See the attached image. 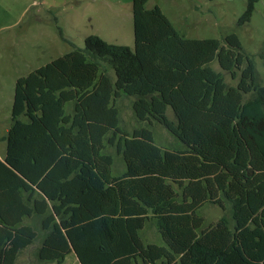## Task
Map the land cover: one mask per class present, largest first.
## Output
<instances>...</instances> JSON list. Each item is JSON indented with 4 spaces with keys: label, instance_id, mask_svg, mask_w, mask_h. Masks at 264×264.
Masks as SVG:
<instances>
[{
    "label": "trees",
    "instance_id": "trees-1",
    "mask_svg": "<svg viewBox=\"0 0 264 264\" xmlns=\"http://www.w3.org/2000/svg\"><path fill=\"white\" fill-rule=\"evenodd\" d=\"M146 2L131 0L132 47L89 34L16 79L0 264L35 241L38 261L57 264L68 254L79 264H264V83L253 58L234 32L184 37ZM257 55L264 65V39ZM122 98L182 148L158 145L148 127L125 130ZM109 148L123 159L119 175ZM206 203L224 212L209 225L198 213ZM148 224L158 242L143 238Z\"/></svg>",
    "mask_w": 264,
    "mask_h": 264
},
{
    "label": "rangeland",
    "instance_id": "rangeland-1",
    "mask_svg": "<svg viewBox=\"0 0 264 264\" xmlns=\"http://www.w3.org/2000/svg\"><path fill=\"white\" fill-rule=\"evenodd\" d=\"M248 0H147L146 7L157 5L176 30L187 38H216L234 32L243 49L252 56L256 81L264 83V65L257 53L264 39V0H257L249 21L238 24ZM25 11L21 13L24 9ZM96 34L114 44L133 46L131 0H0V158L6 153V136L10 126L15 81L33 69L76 47L84 46V38ZM210 66L221 71L229 85L236 79L223 71L216 60ZM122 127L131 132L148 127L154 141L163 147L182 148V143L159 123L135 118L131 102L118 100ZM168 118H173L169 107ZM114 157L112 174L124 170L120 155L109 148ZM204 225L214 223L224 212L217 205L206 203L198 209ZM229 216V213L226 212ZM148 241H158L150 225L143 231ZM39 242L23 249L15 264H57L40 262L35 256ZM62 264H79L68 254Z\"/></svg>",
    "mask_w": 264,
    "mask_h": 264
},
{
    "label": "crops",
    "instance_id": "crops-1",
    "mask_svg": "<svg viewBox=\"0 0 264 264\" xmlns=\"http://www.w3.org/2000/svg\"><path fill=\"white\" fill-rule=\"evenodd\" d=\"M25 9H26V8H24V9L21 11L20 14H22V13L25 11ZM4 157H5V156H4ZM4 157H3V158H0V159L3 160ZM124 167H125V166H124ZM124 170H125V168H124ZM124 170H123V171H124ZM123 171H122V172H123ZM148 225H149V224H148ZM146 226H147V225H146ZM145 228H146V227H145ZM145 228H144V229H145ZM143 231H144V230H143ZM143 231H142V236H143ZM153 231L156 233V231L154 230V228H153ZM156 234H157V233H156ZM157 237H158V234H157ZM143 238L146 239L144 236H143ZM146 241H148V240H146ZM150 241H151V240H150ZM158 241H159V237H158ZM158 241H156V242H158Z\"/></svg>",
    "mask_w": 264,
    "mask_h": 264
}]
</instances>
